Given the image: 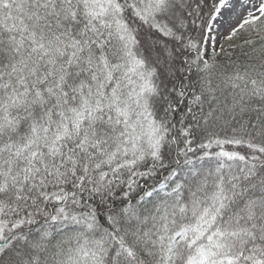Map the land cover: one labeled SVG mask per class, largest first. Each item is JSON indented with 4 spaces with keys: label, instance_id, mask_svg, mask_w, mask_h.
Wrapping results in <instances>:
<instances>
[{
    "label": "snow or ice",
    "instance_id": "obj_1",
    "mask_svg": "<svg viewBox=\"0 0 264 264\" xmlns=\"http://www.w3.org/2000/svg\"><path fill=\"white\" fill-rule=\"evenodd\" d=\"M0 264H264V0H0Z\"/></svg>",
    "mask_w": 264,
    "mask_h": 264
}]
</instances>
